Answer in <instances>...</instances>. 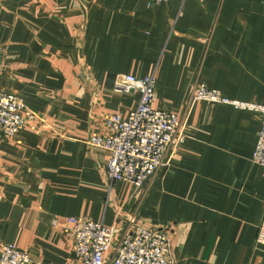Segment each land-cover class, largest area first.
I'll use <instances>...</instances> for the list:
<instances>
[{
    "label": "crops",
    "instance_id": "0c3cea01",
    "mask_svg": "<svg viewBox=\"0 0 264 264\" xmlns=\"http://www.w3.org/2000/svg\"><path fill=\"white\" fill-rule=\"evenodd\" d=\"M128 74L155 76L158 110L181 114L202 83L264 103V0H0V91L54 128L2 142L0 251L7 242L30 264H83L64 226L83 215L167 229L177 264H264L260 113L198 100L169 166L144 187L111 182L110 151L87 141L137 107L139 93L114 90Z\"/></svg>",
    "mask_w": 264,
    "mask_h": 264
},
{
    "label": "built area",
    "instance_id": "2783aa9c",
    "mask_svg": "<svg viewBox=\"0 0 264 264\" xmlns=\"http://www.w3.org/2000/svg\"><path fill=\"white\" fill-rule=\"evenodd\" d=\"M155 3L169 0H153ZM156 78L128 74L118 77L114 90L139 93L137 107L127 117L121 113L106 117L104 131L95 130L88 144L110 151L106 175L111 182L124 180L144 187L163 167L171 164L179 146L187 138L191 110L198 100L230 103L256 111L262 126L253 160L264 166V103L232 100L217 89L197 84L181 114L153 107ZM25 127L39 134H52L54 128L38 111L30 108L16 93L0 91V151L6 137L14 136ZM133 230L106 226L83 215L64 220L65 230L72 232V248L83 264H177L172 256L170 233L165 228H148L135 222ZM53 225H59L53 219ZM258 242L264 245V219L259 228ZM32 256L13 243L1 245L0 264H30Z\"/></svg>",
    "mask_w": 264,
    "mask_h": 264
}]
</instances>
